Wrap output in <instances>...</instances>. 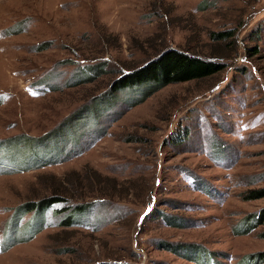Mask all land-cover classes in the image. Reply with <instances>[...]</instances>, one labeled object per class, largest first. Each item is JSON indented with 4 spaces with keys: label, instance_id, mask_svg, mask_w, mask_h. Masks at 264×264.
Instances as JSON below:
<instances>
[{
    "label": "rangeland",
    "instance_id": "obj_1",
    "mask_svg": "<svg viewBox=\"0 0 264 264\" xmlns=\"http://www.w3.org/2000/svg\"><path fill=\"white\" fill-rule=\"evenodd\" d=\"M156 48L224 67L94 105ZM261 190L264 0H0V264H264Z\"/></svg>",
    "mask_w": 264,
    "mask_h": 264
},
{
    "label": "trees",
    "instance_id": "obj_2",
    "mask_svg": "<svg viewBox=\"0 0 264 264\" xmlns=\"http://www.w3.org/2000/svg\"><path fill=\"white\" fill-rule=\"evenodd\" d=\"M230 35H231L230 31L212 33V37L214 39L227 38ZM223 67L224 65L222 63L210 59L208 60L203 56L192 54L185 50H180L175 48H165L163 50L158 51L156 48L155 56L149 58L146 62H144L140 66H136L131 70L124 71L118 78H116L113 81L111 85V91H109L107 94H103L95 98L94 105L101 102L100 100L102 98L107 97L106 99H108L111 97V95H114L115 93L121 90H125L131 87H135L137 85L139 86L144 84H146L144 86H150L149 91H147L143 96H141L140 99H137L131 104V105H135L167 85L183 83L192 80L205 79L219 72ZM88 106L89 105L86 106L87 109L85 113H87L90 110V109L88 110ZM89 108H91V105L89 106ZM54 132H57V130H54ZM54 132H51L50 134L42 138L41 137L40 138L27 137V138L30 141L40 142L54 135ZM262 192H264V190L258 191L257 194L259 195ZM256 195H252V196H256ZM69 203L70 201L67 198V195L59 191H56L52 195L40 198V200L29 201L24 203V205L18 208L17 214L21 215L33 211L35 212V215H39L45 212L46 210L50 209L54 205L63 204L65 205L64 208L62 209L59 208L56 210V212L59 211H63V213L71 212L70 214H68V216L66 215V217L62 220V223L64 226H72L74 224H77L75 217L71 215L72 212L86 211L87 214V212L90 211V209L88 208L92 206V204H86V203L82 205L74 206L71 204L69 205ZM80 223H84V222H80ZM41 230H43V227H39V230L36 232V234ZM244 232H248V231H244Z\"/></svg>",
    "mask_w": 264,
    "mask_h": 264
}]
</instances>
